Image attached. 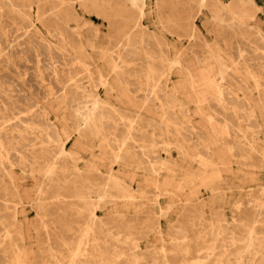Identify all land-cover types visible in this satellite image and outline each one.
Returning <instances> with one entry per match:
<instances>
[{"label": "rangeland", "instance_id": "obj_1", "mask_svg": "<svg viewBox=\"0 0 264 264\" xmlns=\"http://www.w3.org/2000/svg\"><path fill=\"white\" fill-rule=\"evenodd\" d=\"M0 58V264H264V0H0Z\"/></svg>", "mask_w": 264, "mask_h": 264}, {"label": "bare ground", "instance_id": "obj_2", "mask_svg": "<svg viewBox=\"0 0 264 264\" xmlns=\"http://www.w3.org/2000/svg\"><path fill=\"white\" fill-rule=\"evenodd\" d=\"M132 2V1H131ZM134 2V1H133ZM135 3V2H134ZM133 4V3H132ZM47 5V4H46ZM141 7V6H140ZM1 59V58H0ZM173 66V65H172ZM171 67V66H170ZM115 71V70H114ZM170 79V78H169ZM103 82V81H102ZM169 82H171V81H169ZM258 83V82H257ZM173 84V83H172ZM168 85V84H167ZM174 86V85H173ZM166 87H168V86H166ZM258 88V87H257ZM260 89V88H259ZM258 89V90H259ZM261 92V91H260ZM260 95V94H259ZM259 97V96H258ZM244 100V99H243ZM88 102V101H87ZM94 102V101H93ZM264 102V101H263ZM261 103V102H260ZM264 104V103H263ZM92 105V104H91ZM95 106V105H94ZM97 106V105H96ZM98 107V106H97ZM91 108H93V107H91ZM95 109V108H94ZM77 111V110H76ZM218 123V122H217ZM227 130V129H226ZM133 131V130H132ZM101 134V133H100ZM208 141V140H207ZM204 149V148H203ZM211 153H212V151H211ZM28 162V161H27ZM26 162V163H27ZM228 171V170H227ZM15 176V175H14ZM14 178V177H13ZM15 180V179H14ZM18 187V186H17ZM213 206V205H212ZM80 220V219H79ZM214 226V225H213ZM252 231H254V229L252 230ZM252 231H251V233H252ZM89 235V234H88ZM87 235V236H88ZM251 235V234H250ZM221 237V236H220ZM264 237V236H263ZM260 242V241H259ZM254 243V242H253ZM84 244V243H83ZM82 247V246H81ZM252 249V248H251ZM161 252V251H160ZM209 252V251H208ZM225 255V254H224ZM164 256V255H163ZM166 256V255H165ZM218 257H220V256H218ZM166 258V257H165ZM222 258V257H221ZM220 258V259H221ZM164 259V258H163ZM176 259V258H175ZM236 259V258H235ZM213 260V259H212ZM222 260V259H221ZM161 261V260H160ZM177 261V260H176ZM185 261V260H184ZM236 261H238V260H236ZM82 262V261H81ZM214 262V261H213ZM223 262V261H222ZM222 262L220 261V260H218V261H216L215 262V264H222ZM227 262V261H226ZM138 263V262H137ZM172 263V262H171ZM189 263V262H188ZM233 263V262H232ZM75 264V263H74ZM163 264H169V261H167V259L166 260H164V263ZM182 264V263H181ZM234 264V263H233Z\"/></svg>", "mask_w": 264, "mask_h": 264}]
</instances>
